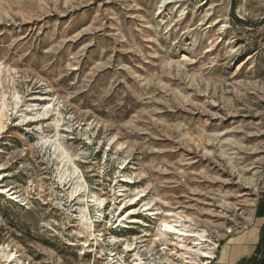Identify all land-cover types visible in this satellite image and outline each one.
<instances>
[{"label": "rangeland", "instance_id": "rangeland-1", "mask_svg": "<svg viewBox=\"0 0 264 264\" xmlns=\"http://www.w3.org/2000/svg\"><path fill=\"white\" fill-rule=\"evenodd\" d=\"M0 65V264H184L147 203L198 223L210 264L264 224V0H0ZM54 144L108 197L90 249ZM131 209L148 226L118 227Z\"/></svg>", "mask_w": 264, "mask_h": 264}, {"label": "bare ground", "instance_id": "bare-ground-1", "mask_svg": "<svg viewBox=\"0 0 264 264\" xmlns=\"http://www.w3.org/2000/svg\"><path fill=\"white\" fill-rule=\"evenodd\" d=\"M3 72H4L3 67L0 65V75H3ZM0 84H2L1 77H0ZM18 100L19 98L17 97L15 101L16 107L19 106ZM0 107H1L0 115L3 120L6 117L5 110H8L9 107H11V104H9L5 98L4 101H2ZM1 125H2L1 129H4L5 127L4 123H1ZM59 128H60V122L58 120L56 124V130H58ZM53 147H55L56 149L55 153L57 152L59 153L57 157L58 159H60L59 162L62 166L61 171H59V176L62 181H65V183L63 182V187L70 185L69 188L71 189V192H70L71 201L77 200L79 204L81 205L80 230L77 232V234L80 238L88 239V241H85L83 245H85V247L89 246L88 248L90 249L91 241L95 242L94 245L96 246L99 245V241L101 240L103 233L102 231H99V230L96 231V228H97L96 223H99L102 220H99V221L93 220V217L90 214L91 206L89 204L91 203V205L94 206L95 209H97V211H101L103 206L107 203L108 197L105 195L104 192L95 193L89 196L88 195L89 187L84 181V177L81 175L79 169L75 165V160L73 159V156L67 153V150L60 144L59 145L54 144ZM84 162L86 164H89V161H84ZM129 179L131 180V178ZM81 181L83 183H81ZM125 181L126 183H132L131 181H127V180ZM122 188L124 187H121L119 191V197L117 198L111 197L113 201L116 199L118 200L120 197L126 194V190ZM0 194L8 195L9 198H11L12 200H17L19 198V196H16L17 192H14L13 188L9 189L3 186L2 179L0 180ZM125 200L126 199L120 201V203L124 202V206L122 207L123 209L122 214L127 209V207L136 205L138 202H142V198L139 200L131 198L128 202ZM143 212L146 213L145 215L150 216V217L159 216L162 218L160 229L158 231V235L156 236V239L154 240L153 244L161 243L166 240L167 246H174L178 249L175 252V255L178 258H182V261L184 262V264H198V263H201V261H204L205 264L211 263V260L215 257L214 250L216 249L214 248L217 247V244L214 243L213 241H210L208 236L205 235L204 231L200 233V231L198 232L193 229V227H195V225L198 224L194 222L193 219H188V217H183L181 214H178V213H172V212L165 213V212H161L160 210L155 212V210H153V207L151 206L150 203H147L143 206ZM126 213L127 214L125 217H123V219L119 215L118 219H121V220L119 221L118 227H126V224L134 223V222L141 223L142 226L144 227L148 226V223H146V221L138 220L132 217V215L137 214L136 209L128 210ZM147 236L148 234L146 233L144 237H147ZM169 238L172 239L171 243H168ZM111 242L113 246H117L119 245L120 240L118 238L113 237V240ZM70 245H74V244L70 243ZM3 249L4 248H2V250ZM136 250H137V242L135 240L133 243H130V242L126 243L124 252L128 253L130 251H136ZM180 251L183 253L179 254ZM3 258L6 260L5 262L7 264L16 263L19 261L18 260L19 257L17 256V253H12V252L4 253ZM143 260L144 259L142 258V255L138 251L133 255L132 263L133 264H146Z\"/></svg>", "mask_w": 264, "mask_h": 264}, {"label": "trees", "instance_id": "trees-1", "mask_svg": "<svg viewBox=\"0 0 264 264\" xmlns=\"http://www.w3.org/2000/svg\"><path fill=\"white\" fill-rule=\"evenodd\" d=\"M260 236V243L255 255L249 259L242 260L239 264H264V224L261 227ZM254 241H257L256 228L249 232L248 237L244 241L229 242L222 255L221 263L234 264L240 257L247 255L250 252L251 245Z\"/></svg>", "mask_w": 264, "mask_h": 264}, {"label": "crops", "instance_id": "crops-1", "mask_svg": "<svg viewBox=\"0 0 264 264\" xmlns=\"http://www.w3.org/2000/svg\"><path fill=\"white\" fill-rule=\"evenodd\" d=\"M261 227H262V225H261ZM261 227H258V229H257V241H254L253 243H252V245H251V249H250V252L247 254V255H244V256H242V257H240L234 264H239L242 260H244V259H249V258H251L253 255H255V253H256V250H257V247H258V245H259V243H260V239H261V236H260V232H261ZM250 256V257H249ZM248 257V258H247ZM226 264H228V263H226Z\"/></svg>", "mask_w": 264, "mask_h": 264}]
</instances>
